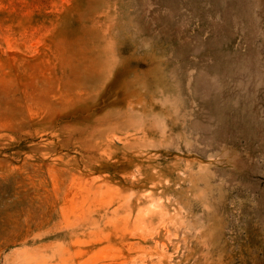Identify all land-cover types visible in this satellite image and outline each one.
I'll return each mask as SVG.
<instances>
[{
	"label": "rangeland",
	"instance_id": "1",
	"mask_svg": "<svg viewBox=\"0 0 264 264\" xmlns=\"http://www.w3.org/2000/svg\"><path fill=\"white\" fill-rule=\"evenodd\" d=\"M0 264H264V0H0Z\"/></svg>",
	"mask_w": 264,
	"mask_h": 264
}]
</instances>
